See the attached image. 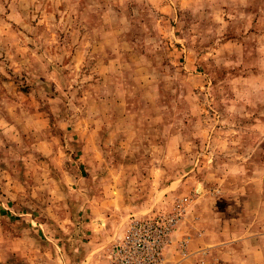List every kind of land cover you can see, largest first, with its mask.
<instances>
[{"label": "rangeland", "instance_id": "1", "mask_svg": "<svg viewBox=\"0 0 264 264\" xmlns=\"http://www.w3.org/2000/svg\"><path fill=\"white\" fill-rule=\"evenodd\" d=\"M160 219L165 264H264V0H0V264Z\"/></svg>", "mask_w": 264, "mask_h": 264}, {"label": "built area", "instance_id": "2", "mask_svg": "<svg viewBox=\"0 0 264 264\" xmlns=\"http://www.w3.org/2000/svg\"><path fill=\"white\" fill-rule=\"evenodd\" d=\"M159 223L165 222L163 219L132 222L118 251L122 264H165L163 250L169 242V226L158 232Z\"/></svg>", "mask_w": 264, "mask_h": 264}]
</instances>
